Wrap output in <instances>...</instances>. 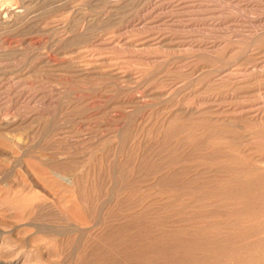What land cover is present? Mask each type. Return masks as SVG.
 I'll list each match as a JSON object with an SVG mask.
<instances>
[{"label": "rangeland", "instance_id": "374dc122", "mask_svg": "<svg viewBox=\"0 0 264 264\" xmlns=\"http://www.w3.org/2000/svg\"><path fill=\"white\" fill-rule=\"evenodd\" d=\"M260 171L264 0H0V264H111L134 217L253 241L220 191Z\"/></svg>", "mask_w": 264, "mask_h": 264}, {"label": "bare ground", "instance_id": "6f19581e", "mask_svg": "<svg viewBox=\"0 0 264 264\" xmlns=\"http://www.w3.org/2000/svg\"><path fill=\"white\" fill-rule=\"evenodd\" d=\"M19 9L6 8L4 21H11L14 15L21 12ZM237 192L247 193L253 200H261L260 202L264 204V171L251 175L241 187L235 185L233 181L228 182L221 189L220 194L231 196ZM135 219L134 217L129 220L123 228L106 232L105 237L111 242L108 248L111 251L115 249L114 251L122 254V256L118 255L120 260H113L111 264H202L210 258H221L224 254H228L232 260L227 264H261L264 262V236L244 242L246 234L241 232L220 237L212 243H205L198 236H189L185 232L172 233L167 229L148 227L139 230L134 237L127 236L123 245H118L117 243L123 240L127 228L133 224ZM121 247L123 248L119 249ZM112 252L109 251V254Z\"/></svg>", "mask_w": 264, "mask_h": 264}]
</instances>
